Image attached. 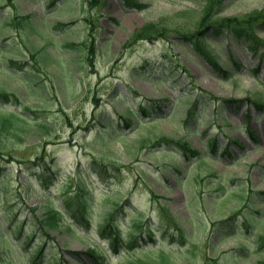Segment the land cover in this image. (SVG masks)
<instances>
[{"label": "rangeland", "instance_id": "obj_1", "mask_svg": "<svg viewBox=\"0 0 264 264\" xmlns=\"http://www.w3.org/2000/svg\"><path fill=\"white\" fill-rule=\"evenodd\" d=\"M64 1L0 0V89L19 97L6 106L27 114L31 111L24 108L27 105L35 110L30 113L35 118L53 122L52 134L32 132L25 145L11 150L17 158L8 155L0 162V168L5 167L0 173V264H7L10 254L35 251L45 240L43 264L49 257L60 258L61 264H95L84 252L95 241L107 252L105 264H128L135 256L162 260L161 249L154 251L159 247L172 250L168 264H263L264 251L256 248L264 234V109L255 101L264 103V50L254 55L247 44L218 36L208 46L231 71L223 76L179 40L198 31L208 11L213 12L209 19L217 21L262 10L264 0H134L143 7L129 6L125 0H103L96 6ZM156 21L167 35L138 39L136 32ZM92 36L93 54L84 43ZM71 42L80 47L69 46ZM184 66L193 73V83ZM164 72L167 77L162 79ZM30 77L32 91L26 87ZM203 93L204 104L200 101L188 115L191 100ZM233 98L244 101L223 103ZM140 101L151 103L153 113L165 117L128 129L106 146L93 145L106 115L122 121L119 112L127 111L128 103L140 110ZM161 136H185L201 155L182 159L176 146L146 147ZM108 153L118 161L119 170L110 169L102 178L88 165L93 156L103 160ZM45 157L49 163L58 162L49 188L41 185L35 175L40 166L33 163ZM20 160L33 165L20 166ZM174 161L181 169L177 174L164 169ZM80 168L84 184L95 194L90 228L71 224L75 231L62 227L48 236L42 231L43 235L30 219L32 207L41 216L46 203L61 205L58 184L76 183ZM49 192L56 199H45ZM103 192L128 197L114 218L124 237L131 233L146 237L138 239L136 254L126 247L117 252L100 236L99 222L112 207L102 203ZM230 216H237L242 225L237 231L243 229L248 238L233 234L229 226L216 228L215 222ZM172 220L187 233L182 244L170 234H181L178 228L171 229L176 224ZM22 222L23 231L16 227L15 236L10 225ZM147 224L155 230L154 243L149 241ZM30 235L31 242L22 244ZM243 244L250 246L248 256L232 260L233 250Z\"/></svg>", "mask_w": 264, "mask_h": 264}, {"label": "trees", "instance_id": "obj_2", "mask_svg": "<svg viewBox=\"0 0 264 264\" xmlns=\"http://www.w3.org/2000/svg\"><path fill=\"white\" fill-rule=\"evenodd\" d=\"M102 0H88L92 6H96L101 3ZM127 4L129 5H137L139 7H143V5L137 3L134 0H125ZM215 2V1H214ZM213 2V3H214ZM211 3V4H213ZM91 6V7H92ZM211 7V6H210ZM209 13L206 12L204 17L202 18V25L200 28H198V31L184 35L182 36L181 42L183 44H189L190 48L193 52L198 54V56L205 62H207V65L215 72H221L223 76H229L231 74V71L228 69L223 68V61L220 56V54L215 51L212 47H209L207 42L211 40H215V37L213 35L220 34L221 32L224 33V36L230 37L233 39H236L238 42L247 44L248 49H250L254 54H257L264 50V37L260 36V31L264 29V9L262 10H255L249 14L240 15V16H230L226 18H219L217 21L210 20L213 12L209 16H207ZM207 16V17H206ZM91 22V21H90ZM21 25H24V21L20 23ZM94 28V26H92ZM210 31L213 34H210ZM136 36L138 39L141 38H153L154 35H167V30L164 29L159 22L151 23L150 25H146L143 30L137 31ZM93 34V32H92ZM89 43L84 42L88 45V51L93 54V52L96 50V45L93 36L90 37ZM209 39V40H208ZM180 41V40H179ZM74 45V48H79V43L71 42L69 43V46ZM73 47V46H72ZM166 57L164 56V59ZM166 61V59L164 60ZM181 63V62H180ZM183 64V63H182ZM184 65V64H183ZM149 70V68L147 69ZM144 73L143 71H140L139 74ZM184 73L187 75L189 81L192 83L193 81V74L184 66ZM167 77V74L162 73L161 78L165 79ZM28 87V85H27ZM29 90L32 91L33 85L31 84L29 87ZM0 142L2 144H6L3 146L0 143V152L2 154L0 155V161L2 159H7V156H12V158H17L16 155L11 151L14 149V146L17 145H25L27 139L33 134L32 132H45L49 134H52L50 131L53 129V122H49L46 119H41L40 117H34V114L32 116L24 115L22 112H19L18 110H15L14 108H9L6 105L10 103L11 101V94L9 95V92L2 90L0 91ZM207 94L203 93L199 98L195 97L190 102V108L188 109L187 113L188 115L192 116V113L198 109L199 102H205ZM247 99V98H246ZM242 101L244 100H238V99H223V103H226V105H233L236 104H242ZM259 108H264V103L255 101ZM262 103V104H260ZM151 103H143L140 101V110L134 111L132 108V105L129 103L127 104V111L125 109L121 110L119 112L118 117L122 119V121H113L110 119V117H107L106 120L103 123V127L100 130V134L98 135L97 139L95 140L93 145H101L106 146L111 141H115L118 139L119 136L123 135L124 131L135 128L137 124L140 122L141 124H149L152 123L155 120H160L163 115L159 113H153L154 110L150 107ZM158 106V105H157ZM173 110L175 111L177 107V102L175 101L173 103ZM26 109L33 110V108L26 106ZM160 110V109H159ZM35 111V110H33ZM34 113V112H33ZM187 115V117H189ZM125 134V133H124ZM153 147H160L161 145H167L174 148H179L180 153L185 157L188 158L189 156H199L200 151L192 146L190 142L188 141L187 137L182 136V138H175V137H167V136H161V138L152 141ZM7 144L12 145V147L8 146ZM95 146V147H96ZM148 146V145H147ZM176 146V147H175ZM176 157L179 158V155L176 154ZM107 158V159H106ZM109 159V160H108ZM108 160V162H106ZM30 162H26V160H20V164L23 166H29L32 164L31 160ZM111 161V162H110ZM114 162V164L112 163ZM115 162H118L111 154L104 155L103 160L100 158H95L94 156L92 159H90L89 163L91 169L99 174L100 177L104 178L105 176H109L110 172H108L110 169L112 170H119V167L115 164ZM24 163V164H23ZM34 165H39L40 169L36 170L35 175L38 177L40 183L45 188L51 187L53 184V178L56 170H53V165L58 164L56 160H53L52 163H49L47 161V157H45L43 160L36 159L33 161ZM33 165V164H32ZM164 169L170 168L171 170H174V172L177 174L178 171H181L179 163L178 162H172L171 164H165ZM89 167V168H90ZM5 167L2 166L0 168V173H2V170H4ZM82 169H78L76 174H79L80 179L74 182L73 185H69V181H63L60 182L58 185V190L60 194L63 196L60 199L61 205L54 206L51 203H46L44 214L36 215L37 207H32V213L30 216V219L35 223H37V229L34 227V229L39 230L41 233L42 231L48 236L50 235V231L56 230L59 231L64 227L67 230L75 231V228L72 227L73 225H80L82 227L88 228L91 222L92 217V211L95 210V205H93L94 202V191L90 188L89 185H85L84 181L86 178L84 177V174H82ZM74 180V179H73ZM3 182H5V178H3ZM2 185V181H0ZM5 185V183H3ZM25 185V184H24ZM23 185V186H24ZM126 191H129V188L126 189ZM121 193L118 192H103L102 193V203H108L111 204V208L103 214V218L99 222V231L100 236L107 237L109 239L111 247H113L116 251L122 250L123 247H126L128 250H131L133 252V248L138 243V239L140 238L139 235L133 234L128 235L129 238H125L122 236V231L120 225L115 221L116 218L115 215L121 211L122 209V201L125 199L124 197L120 196ZM45 199H56L54 196L51 195V193H46L44 196ZM127 200V197L126 199ZM167 210V209H166ZM167 213L169 215L171 214L168 210ZM68 216L73 217L74 223L68 220ZM173 223H176V228L180 230V242H184V238H187L184 231L182 230V226H180L176 221H173ZM23 224L24 222L20 223L18 226L10 225L9 230H11L12 233L15 234V229L20 231V233L23 231ZM236 223L234 221H231L228 223L227 227H232V229L235 227ZM150 226L147 225V228ZM43 234V233H42ZM148 234H152L151 227L148 230ZM19 235V234H15ZM44 235V234H43ZM31 236H26V241L22 244L26 245L27 243L31 242ZM88 236V234H86ZM174 241V236H172ZM20 239V238H19ZM47 243L45 240L43 244L38 246L35 251L31 253H27V255H24L22 252L17 253L16 256H12L11 254L9 257L6 258V262L8 264H18L19 261L21 264H41L43 258H40L42 248ZM264 246V235L261 236V242L259 248ZM247 245H242V248H246ZM172 250L169 249V252ZM87 256L90 258H95L97 261L101 262L103 264L105 262V251L102 252L99 247V243H95L94 245H91L88 247L86 251H84ZM169 252L166 251L160 253L162 255V260L155 259H143L142 257H138L134 260H131L128 264H168L172 262V257H170ZM172 253V252H171ZM77 256L80 255V252H75ZM62 260L57 257H49L47 259V264H61Z\"/></svg>", "mask_w": 264, "mask_h": 264}, {"label": "bare ground", "instance_id": "obj_3", "mask_svg": "<svg viewBox=\"0 0 264 264\" xmlns=\"http://www.w3.org/2000/svg\"><path fill=\"white\" fill-rule=\"evenodd\" d=\"M218 229H220V230H221L222 228H221V227H218ZM218 229H217V230H218Z\"/></svg>", "mask_w": 264, "mask_h": 264}]
</instances>
